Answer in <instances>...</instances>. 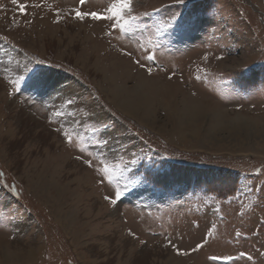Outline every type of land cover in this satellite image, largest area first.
I'll list each match as a JSON object with an SVG mask.
<instances>
[{"label":"rangeland","instance_id":"1","mask_svg":"<svg viewBox=\"0 0 264 264\" xmlns=\"http://www.w3.org/2000/svg\"><path fill=\"white\" fill-rule=\"evenodd\" d=\"M116 2L0 0V264H264V0Z\"/></svg>","mask_w":264,"mask_h":264},{"label":"snow or ice","instance_id":"2","mask_svg":"<svg viewBox=\"0 0 264 264\" xmlns=\"http://www.w3.org/2000/svg\"><path fill=\"white\" fill-rule=\"evenodd\" d=\"M12 2L15 4L16 0H12ZM176 2L182 4L185 2V0H176ZM79 3L81 6H83L85 4V0H79ZM24 7H25L24 5H20L21 11L24 10ZM132 11H133L132 0H117L116 3H113L110 7L106 8L103 13H98L95 11L84 12V11L77 9L75 11L74 15H75V18L80 19V20H83L86 17H91L94 20L106 19V20L111 21V20L115 19L118 23L114 24L113 27L114 28L118 27L120 30H124L125 26L129 23L128 19H126L125 17H131ZM131 18L135 19V17H131ZM120 21H123V23H119ZM183 23L184 22H183L181 17L173 16L168 23V27L170 29H173V30H179L183 27ZM125 54L130 55V53H125ZM146 59L154 62L156 57H155L154 53H150V54L146 53ZM205 59H207V57H205ZM217 59H222V57H217ZM38 63H42V62H38ZM136 63L140 67H145V65L142 64L140 62V60H137ZM147 71L149 73H151L152 69L148 68ZM20 79L22 80V79H24V77L21 76ZM12 83L17 85L16 91H19V87H18L19 81H12ZM35 86H37V87L42 86V82L40 81L39 77H37V79H36ZM72 103H73L72 100L68 101V104H72ZM65 136L68 139V142L71 144L72 143L71 137L68 136L67 133H65ZM81 151H83V149H81ZM80 158L81 157H77V159H80ZM83 162L88 164L89 166H92V162L90 160H84ZM132 163H136V161L133 160ZM101 175H102V181L101 182H103V178H105V177L108 179L109 183L112 182V177L109 175V169L107 166H105L102 169ZM147 179H148V177L145 176L143 178V180H138V181H136V183H142V182H144V180H147ZM10 190L13 193H16V191H17L14 186H12ZM122 194H123V192L121 190L117 189L115 191L114 196H105L104 199L109 201L110 204L116 205L118 203L120 197L122 196ZM3 222H4L3 218H0V223H3ZM129 234L134 235L131 232ZM168 244H170L173 248L176 247L174 244H172L171 240H168ZM200 247H201V245L198 244L196 246V249H194V251L199 249ZM177 252L179 253V249H177ZM183 254L186 255L187 253H183ZM241 255L243 256L244 253H241ZM249 259H251V257H249Z\"/></svg>","mask_w":264,"mask_h":264},{"label":"bare ground","instance_id":"3","mask_svg":"<svg viewBox=\"0 0 264 264\" xmlns=\"http://www.w3.org/2000/svg\"><path fill=\"white\" fill-rule=\"evenodd\" d=\"M141 85H142V84H141ZM140 88H142V86L139 87V90H141ZM137 89H138V88H137ZM194 108H195V107H194ZM195 109H197V107H196ZM194 111H195V110H194Z\"/></svg>","mask_w":264,"mask_h":264},{"label":"crops","instance_id":"4","mask_svg":"<svg viewBox=\"0 0 264 264\" xmlns=\"http://www.w3.org/2000/svg\"><path fill=\"white\" fill-rule=\"evenodd\" d=\"M33 74H36L35 72Z\"/></svg>","mask_w":264,"mask_h":264}]
</instances>
